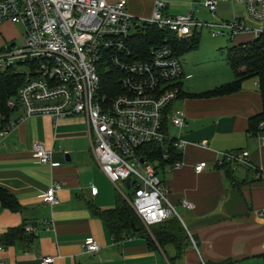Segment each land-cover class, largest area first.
I'll use <instances>...</instances> for the list:
<instances>
[{
	"label": "crops",
	"instance_id": "0c3cea01",
	"mask_svg": "<svg viewBox=\"0 0 264 264\" xmlns=\"http://www.w3.org/2000/svg\"><path fill=\"white\" fill-rule=\"evenodd\" d=\"M154 1L126 0V7L134 16L149 17ZM164 1L163 10L171 16L190 13L195 17V12L207 11L204 0ZM216 1L214 14L202 22L238 18L248 29L238 33L232 44L224 41L207 53L198 52L197 45L180 56V95L169 107L181 109L186 122L180 136L186 142L179 150L183 164L174 169L164 163L159 175L162 173L160 178L168 190L169 204L194 237L182 256L173 259V245L150 246L139 234L114 240L94 213V209L113 208L119 190L124 191L95 161L84 116L56 122L47 115L20 119L22 111L18 109L9 115L15 121L12 129L0 136V187L12 193L19 204L17 211L0 204V264H42L45 256L53 257L51 264H264V178H256L257 171L264 172V131L249 129V119L261 111L256 79H244L230 94L200 95L234 80L226 47L252 40L264 29V21L251 19L241 3ZM7 24L12 25L4 23L0 29ZM203 27L211 30L202 26L198 34ZM34 141L51 149L59 165L39 163L32 153ZM242 150L247 151L248 164L234 166L230 161L228 175L221 168L222 154ZM199 161H205L206 167L195 172L193 166ZM54 183L60 188L55 192L57 203L50 204L43 196ZM183 199L192 206H184ZM19 227L22 234L8 243V230ZM87 237L97 242L96 251L84 248Z\"/></svg>",
	"mask_w": 264,
	"mask_h": 264
},
{
	"label": "built area",
	"instance_id": "2783aa9c",
	"mask_svg": "<svg viewBox=\"0 0 264 264\" xmlns=\"http://www.w3.org/2000/svg\"><path fill=\"white\" fill-rule=\"evenodd\" d=\"M233 1L243 4L251 19L264 21V0ZM203 5L213 15L217 1L204 0ZM164 7V0H155L151 15L140 17L127 10L126 0H0V26L11 23L23 28L21 42L6 40L0 47V74L21 78L8 108L20 109V119L47 115L56 122L84 116L95 161L114 185L130 180L132 196L119 192L146 227L178 216L167 200L159 169L162 161L174 169L183 164L181 159L169 162V149L179 151L186 143L180 137L186 124L183 112L169 107L180 95L183 69L169 44L137 52L133 36L146 24L167 30L178 40L190 38L202 26L210 27L212 36L227 33L230 39L248 29L238 18L202 22L190 13L168 15ZM106 77L108 88L104 87ZM14 122L0 115L1 137ZM149 145L153 148H143ZM153 149L159 157L152 158ZM32 153L41 164L59 165L52 150L40 141L33 142ZM225 161L234 166L248 164L247 151L224 152L220 164ZM205 167V161L193 166L195 172ZM256 178H264V172L257 171ZM59 188L58 183L52 184L43 200L57 203ZM91 192L95 194L96 188ZM181 202L192 206L185 199ZM27 230L33 232L31 226ZM98 247L92 237L84 239L87 251ZM52 261V256H45L41 263Z\"/></svg>",
	"mask_w": 264,
	"mask_h": 264
},
{
	"label": "trees",
	"instance_id": "16d2710c",
	"mask_svg": "<svg viewBox=\"0 0 264 264\" xmlns=\"http://www.w3.org/2000/svg\"><path fill=\"white\" fill-rule=\"evenodd\" d=\"M198 43L199 34L197 31H194L188 39L178 40L167 30H162L148 24L143 26L142 30L133 36L132 42L134 50L143 53L152 47L169 44L177 56H181L186 51L196 48ZM225 57L234 73V80L200 95L216 96L230 94L240 88L241 82L244 79L255 78L261 97V111L249 119V129L264 131V126H260L261 122L264 125V29L252 40L227 46ZM108 78L106 77L104 80L105 88H108L110 85L107 84ZM20 82L21 78L17 74H0V115L9 117L11 110L7 106V101L15 96ZM143 148H149L150 150L153 147L149 145ZM169 152L171 153L169 162L180 159V152L177 149H169ZM155 157H159L157 149H153L152 158ZM164 163L166 164L167 162L162 161L161 165ZM231 167L232 165L229 161H225L221 166L226 173H229L228 175L231 173ZM0 204L12 211L19 209L15 196L1 187ZM94 213L102 218L114 240H122L125 237H131L133 234H139L145 238L150 246H154L156 243L163 248L165 245L171 244L176 251L173 259L181 257L185 248L191 245L192 239H194V237L188 234L178 216L174 214L149 226V228H145L131 205L119 193L113 208L106 210L94 209ZM22 232L23 228L21 227L10 229L6 233L5 240L10 243L15 237L20 236ZM223 263L225 261L217 264Z\"/></svg>",
	"mask_w": 264,
	"mask_h": 264
},
{
	"label": "rangeland",
	"instance_id": "374dc122",
	"mask_svg": "<svg viewBox=\"0 0 264 264\" xmlns=\"http://www.w3.org/2000/svg\"><path fill=\"white\" fill-rule=\"evenodd\" d=\"M210 13L208 11H204L203 9L199 10V12H195V17L200 21L210 20ZM219 23V22H218ZM22 32L23 28L20 24H7L0 29V47L3 45L4 41L12 40L14 43H19L22 40ZM226 41V43H233L235 40L230 39L227 34L221 35L220 37H212L211 30L207 27H203L199 34V43H198V52L207 53L215 50V48L219 47L221 43ZM186 84V82H185ZM82 117V116H81ZM162 176V173L159 175ZM119 186L122 187L123 191L127 194V196H132L133 188L126 187L123 185L122 181H118Z\"/></svg>",
	"mask_w": 264,
	"mask_h": 264
},
{
	"label": "water",
	"instance_id": "95a60500",
	"mask_svg": "<svg viewBox=\"0 0 264 264\" xmlns=\"http://www.w3.org/2000/svg\"><path fill=\"white\" fill-rule=\"evenodd\" d=\"M171 132L175 133V132H176V129L172 128V129H171ZM141 161H143V159H141ZM129 182H130L129 179L125 180V182H124V183H125V186L128 187V186H129ZM137 229H139V227H137Z\"/></svg>",
	"mask_w": 264,
	"mask_h": 264
}]
</instances>
